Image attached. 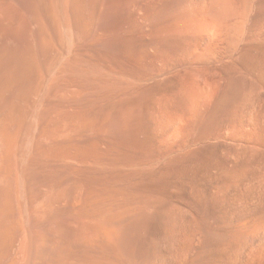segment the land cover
<instances>
[{"label": "rangeland", "instance_id": "obj_1", "mask_svg": "<svg viewBox=\"0 0 264 264\" xmlns=\"http://www.w3.org/2000/svg\"><path fill=\"white\" fill-rule=\"evenodd\" d=\"M214 1L0 0V264H155L173 215L264 181V0Z\"/></svg>", "mask_w": 264, "mask_h": 264}, {"label": "bare ground", "instance_id": "obj_2", "mask_svg": "<svg viewBox=\"0 0 264 264\" xmlns=\"http://www.w3.org/2000/svg\"><path fill=\"white\" fill-rule=\"evenodd\" d=\"M227 1L229 2V0H227ZM227 1H225V2H227ZM232 1L233 0H230V3ZM218 2H219V0L214 1L215 8H216V5ZM224 5H226V4H224ZM229 6H231V5H229ZM232 6L230 8H232ZM234 8H236V7H234ZM219 9H221V8H219ZM217 11H219V10H217ZM235 12L238 13L239 11L238 12L234 11V14H235ZM214 13L215 12H213V14ZM231 13H230V15H231ZM226 14L228 16L229 11ZM234 14H233V16H234ZM220 15H222V14H220ZM223 15H224V13H223ZM230 15L228 17L226 16V18L228 19L229 17H233ZM238 15H239V13H238ZM217 16H216V18H217ZM236 16H237V14H236ZM236 16H234V17H236ZM226 18H224V19H226ZM230 20H231V18H230ZM236 21L238 22V19ZM236 21H235V23H236ZM244 22H246V21H244ZM234 25H238V24L233 23V26ZM259 25L260 26L257 28L256 33L251 34L252 35L251 40L249 37L248 42L250 44H253L254 47L256 46L255 52H257V50H258L260 52V54L262 53V58L264 59V14H263V17H261V19H260ZM2 31H4V30H2ZM238 31H239V29H238ZM0 36H1L0 42L3 44V46H4V44H8V38H7L8 36H4V35H3L4 37L2 35H0ZM252 49H254V48H252ZM249 51L252 53L250 48H249ZM256 56H257V53H256ZM259 56H261V55H259ZM3 57L4 56H2V58ZM253 57H255V56H253ZM3 59L1 61H3ZM248 59H249V57H248ZM2 63L3 62H1V64ZM263 63H264V61H263ZM260 65H261V63H260ZM255 71H256V68H255ZM255 73H257V71ZM7 75H6L5 71H2V73H0V178L2 177V180L5 179L4 174L6 173L4 171L3 166H4V160H5L4 154H5L6 148L8 146L7 138L9 136L8 135V129H9L8 128V126H9L8 125V121H9L8 120V92H7L8 91L7 90V85H8L7 83L8 82H6ZM258 76L260 77V82H262V84L264 85V67L262 68V71H260L258 73ZM180 120H181V115L179 114V116H177V117L170 118L168 122H170V124H172V125H175ZM170 127H171V125H170ZM230 181H232V180H230ZM258 181L259 180H257V182ZM255 183H254V185H251L250 187H248L245 190V192L241 193V194L239 192H237L238 189H236L237 187L235 185V187H236L235 189L237 191L236 192L234 191L235 192L234 196L229 201H227V199H226L227 197L224 198V199H226L228 204L223 203V202H225V200L223 202L221 201L225 205V207L224 206H222V207H224L226 210L223 209L224 211H222V212L219 211L221 214L218 215L216 217V219H215V216L213 214L215 220L212 222L210 221L212 224H210L208 226H207V223L209 224V222H207L206 224H205L206 221L204 223H201L203 220L202 221L198 220V218L195 217L192 212L184 213L183 212L184 210H183L182 212H178L175 215H173L171 217L172 222L170 220V224L168 227L169 229H167L169 231V235L171 236V237H169V235L167 234L169 237L168 248L171 247L172 251L170 249H169L170 250L169 251L168 248L165 249L167 251L162 253V255H161L162 257L155 255L156 258H154L155 261L152 259L153 262H155V264H160L162 261L163 262L171 261V264H179V263H182L183 261L186 262V259H189V257H190L189 256L190 250L186 247L188 246L190 249L195 250L194 252H196L200 249H203L204 247L206 248V245L208 244L207 243L208 238L210 237L209 238L210 240H211V238L214 239L213 243L211 244L212 248L210 249V251H213V255H214L212 264H264V181H262L260 183H256V184ZM3 184H4V182H3ZM251 184H252V182H251ZM249 185L250 184L247 185V183H246V187ZM225 190H227V189H225ZM243 191L244 190H242V192ZM220 196H222V195H220ZM219 210H222V209L220 208ZM178 211H179V209H178ZM197 216H199V215H197ZM203 218H204V215H203ZM203 218L201 217V219H203ZM211 218H212V216H211ZM102 229H101V231H102ZM166 233H168V232H166ZM104 234H105V232L103 233V235ZM107 236H109V235H107ZM167 239L168 238H166L165 240H167ZM164 246H166V245H164ZM154 254H156V253H154ZM193 255H194V253H193ZM191 258H192V256H191ZM138 264H140V263L138 262ZM183 264H185V263L183 262Z\"/></svg>", "mask_w": 264, "mask_h": 264}]
</instances>
